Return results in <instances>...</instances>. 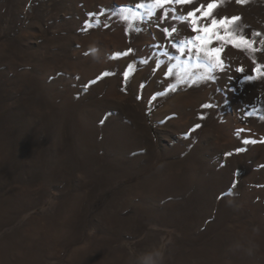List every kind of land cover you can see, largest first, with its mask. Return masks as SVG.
Masks as SVG:
<instances>
[{
    "label": "rangeland",
    "instance_id": "374dc122",
    "mask_svg": "<svg viewBox=\"0 0 264 264\" xmlns=\"http://www.w3.org/2000/svg\"><path fill=\"white\" fill-rule=\"evenodd\" d=\"M210 2L0 0V264H264V0L197 82Z\"/></svg>",
    "mask_w": 264,
    "mask_h": 264
},
{
    "label": "snow or ice",
    "instance_id": "6c2138e0",
    "mask_svg": "<svg viewBox=\"0 0 264 264\" xmlns=\"http://www.w3.org/2000/svg\"><path fill=\"white\" fill-rule=\"evenodd\" d=\"M243 0H237V3H242ZM157 5L163 7L169 4H176L180 6H186L193 3V0H156ZM219 7V0H213V2L205 5H200L199 7L193 9L192 11L187 12L186 17H180L181 20H185L189 23V31L192 33H196L194 37H190L185 41H181V47L179 51L181 53L185 52L184 45H192L195 48L197 53H203L204 57L209 61L208 72L209 75L201 76L198 78L200 80H214L216 77L212 76L210 73L215 69L224 70L225 65L222 62V52L224 46L226 45H234L237 49H240L241 45H246L248 48H253L254 41H252L249 36L239 35L234 36L233 32L229 31L228 26L230 24H234L239 21L241 18L239 16H232L217 18L215 10ZM169 14L165 13V19ZM204 21H210V23H203ZM221 29H223V33H221ZM164 32H169L168 28L164 29ZM172 33L177 32L176 28L171 29ZM202 33L203 35H200ZM252 35L259 37L261 33L256 32ZM214 38V39H213ZM219 43L220 46L211 47L208 50H205V46L209 44ZM261 44H264V40L260 41ZM253 50H255L253 48ZM117 55H127V53H118ZM237 72L244 73L245 69L243 67L237 68ZM253 72H260V66L257 64L256 67L252 69ZM104 75H107L105 73ZM127 74L125 73V76ZM245 80L251 81L255 79L253 75H246L244 77ZM155 99V97H152ZM202 107H210V105H203ZM251 115V113H249ZM200 119H204L203 116ZM201 124L194 125L192 131L201 128ZM242 131V130H241ZM249 141L244 140V143H248ZM237 152L241 151V149H237ZM226 155H231V153H226Z\"/></svg>",
    "mask_w": 264,
    "mask_h": 264
}]
</instances>
